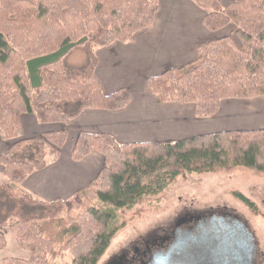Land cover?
I'll use <instances>...</instances> for the list:
<instances>
[{
	"label": "trees",
	"instance_id": "obj_1",
	"mask_svg": "<svg viewBox=\"0 0 264 264\" xmlns=\"http://www.w3.org/2000/svg\"><path fill=\"white\" fill-rule=\"evenodd\" d=\"M205 11L211 32L236 28L240 45L227 36L202 43L195 61L147 79L159 103L192 104L197 119L212 118L225 99L264 96V0H239L223 7L218 0H192ZM159 0H0V137L14 141L0 156L6 183L0 184L1 230L8 229L27 261L2 264H98L125 226L117 210L155 197L185 174L246 169L264 175V128L222 131L171 142L119 144L107 134L81 132L71 159L97 152L104 166L83 190L67 200L42 202L17 191L32 172L55 162L66 131L22 139L20 118L33 114L41 124H68L84 110L118 111L130 103L120 89L105 95L94 71V49L130 43L154 22ZM76 50L83 64L68 59ZM29 147V158L18 159ZM20 152V153H19ZM231 196L258 215L242 193Z\"/></svg>",
	"mask_w": 264,
	"mask_h": 264
},
{
	"label": "crops",
	"instance_id": "obj_2",
	"mask_svg": "<svg viewBox=\"0 0 264 264\" xmlns=\"http://www.w3.org/2000/svg\"><path fill=\"white\" fill-rule=\"evenodd\" d=\"M218 1L225 7L239 0ZM158 5L152 25L136 33L132 42H115L94 49L97 58L94 74L103 93L111 95L120 89L128 90L131 99L126 108L87 109L68 124H41L33 114L21 116L22 139L66 131L67 141L55 162L48 161L43 169L32 172L16 186L19 193L36 201L53 202L70 199L86 188L103 168L104 158L93 152L79 162L71 159L81 132L107 134L119 144H130L171 142L222 131L264 128V96L222 100L216 115L197 119L192 104L159 103L149 92L148 78L195 61L202 43L229 36L226 29L232 26L209 31L204 25L205 11L192 0H159ZM13 143L0 137V156ZM3 173L4 167L0 165V184L6 183ZM1 231L6 247L0 249V264L6 258L29 260L30 253L18 248L11 232Z\"/></svg>",
	"mask_w": 264,
	"mask_h": 264
},
{
	"label": "rangeland",
	"instance_id": "obj_3",
	"mask_svg": "<svg viewBox=\"0 0 264 264\" xmlns=\"http://www.w3.org/2000/svg\"><path fill=\"white\" fill-rule=\"evenodd\" d=\"M232 26L226 32L239 46L240 42L235 35L236 28ZM85 60L82 50H76L68 59L74 65H81ZM23 150L19 152L18 159L29 158L30 148L25 147ZM233 191L252 200L258 207V215H252L235 200L231 196ZM221 210L233 213L246 223L257 248L256 264H264V175H256L246 169L202 175L185 174L158 196L144 198L130 209L117 210V216L120 222H125V226L115 235L98 264H105L111 256L133 243L153 234L163 235L171 231L174 223L188 214ZM69 260V254L65 253L51 263L64 264Z\"/></svg>",
	"mask_w": 264,
	"mask_h": 264
},
{
	"label": "flooded vegetation",
	"instance_id": "obj_4",
	"mask_svg": "<svg viewBox=\"0 0 264 264\" xmlns=\"http://www.w3.org/2000/svg\"><path fill=\"white\" fill-rule=\"evenodd\" d=\"M223 215L232 220L238 218L225 210L188 214L178 219L171 231L163 235L153 234L147 239L133 243L118 254L111 256L105 264H223L220 249L213 247L214 245L212 246L204 235V230L211 225L210 218ZM238 219L241 221L240 218ZM178 221L181 223L177 225ZM182 239H185L186 243L181 249L178 247V242ZM169 251L171 255L163 261L162 256Z\"/></svg>",
	"mask_w": 264,
	"mask_h": 264
},
{
	"label": "water",
	"instance_id": "obj_5",
	"mask_svg": "<svg viewBox=\"0 0 264 264\" xmlns=\"http://www.w3.org/2000/svg\"><path fill=\"white\" fill-rule=\"evenodd\" d=\"M180 221L177 222V225L181 223ZM209 222L211 225L204 230V235L210 244L214 245L213 247L220 249L223 255V264H256V244L252 233L244 222L238 218L232 220L226 215L212 216ZM185 243V239L180 240L178 247L184 248ZM220 251L218 250V253ZM170 255L171 251L164 254L162 260L166 261Z\"/></svg>",
	"mask_w": 264,
	"mask_h": 264
}]
</instances>
